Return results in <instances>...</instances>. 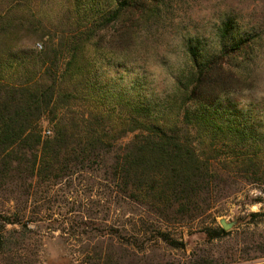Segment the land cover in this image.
<instances>
[{
  "label": "rangeland",
  "instance_id": "1",
  "mask_svg": "<svg viewBox=\"0 0 264 264\" xmlns=\"http://www.w3.org/2000/svg\"><path fill=\"white\" fill-rule=\"evenodd\" d=\"M124 1L0 0V9L35 16L33 27L11 44L39 51L36 33L57 47L62 35L92 28ZM140 14L142 20L127 37H121L120 23L104 30L94 27L83 54L88 61L84 91L89 89L91 96L89 102L76 100L72 110L97 108L111 113V122L118 125L129 116L141 118L132 112L141 106L147 110L142 119L174 125L186 109L199 111L186 100L196 68L217 58L224 46L246 42L244 51L225 64L241 80L240 90L203 111L213 125L245 131L248 137H198L194 124L189 137L201 154L217 157L213 162L219 168L232 154L264 157V0H158L150 12ZM227 20L234 29L223 38ZM55 47L46 63L62 72L66 60H54ZM39 131L43 138L52 136L49 119L40 122ZM132 138L128 134L120 142ZM27 185L0 187V236L2 216L21 214L22 223L31 222L26 230L19 225L2 230L6 243L0 245V264H104L107 257L109 264H192L211 258L217 264H264V221L251 217L264 213V186L258 183L242 181L237 193L215 201L202 216L174 222L161 220L142 204L111 196L100 172L77 173L57 183L33 180L23 190ZM257 197L263 202L253 203ZM222 223L230 225L224 230L228 234L209 240L205 230H223ZM158 231L184 247H169Z\"/></svg>",
  "mask_w": 264,
  "mask_h": 264
},
{
  "label": "trees",
  "instance_id": "2",
  "mask_svg": "<svg viewBox=\"0 0 264 264\" xmlns=\"http://www.w3.org/2000/svg\"><path fill=\"white\" fill-rule=\"evenodd\" d=\"M157 1L126 0L92 28L62 35L57 47L52 39L44 40L36 33L42 43L39 51L31 49L33 45L11 44L33 27L35 16L0 9V187L22 182L28 184V188L22 187L26 191L33 180L57 183L77 173L100 172L111 196L142 204L161 220L174 222L202 216L215 201L237 193L242 181L264 186L263 156L232 154L221 160L219 168L218 162H213L217 157L201 154L189 137L193 124L199 128L198 137L217 133L225 137L232 134L231 138L241 141L248 137L245 131L213 125L210 115L203 111L219 97L240 90L241 80L225 64L244 51L246 42L224 46L217 58L197 65L192 88L185 93L186 100L198 105L201 112L186 109L182 120L174 125L142 119L147 117V110L141 106L132 109L141 118L129 116L118 125L111 122V113L97 108L72 110L76 100L89 102L87 97L91 96L89 89L84 91L88 77L83 71L88 61L83 54L96 33L94 27L104 30L120 23V35L127 37L142 20L140 13L150 12ZM233 29L231 20L224 22L222 37L227 38ZM54 47V60H66L62 72L55 64L48 67L46 63ZM44 118L53 125L51 137L43 138L39 131ZM128 134L133 138L120 142ZM252 202L258 204L263 199L257 197ZM23 217L15 213L2 216V230L6 225L26 230L31 222L22 223ZM251 217L264 221V213ZM2 230L0 245L6 243ZM157 234L173 249L184 247L166 232ZM205 234L209 240H216L228 233L206 229ZM201 260L192 264H217L213 258ZM110 262L109 257L104 260V264Z\"/></svg>",
  "mask_w": 264,
  "mask_h": 264
},
{
  "label": "water",
  "instance_id": "3",
  "mask_svg": "<svg viewBox=\"0 0 264 264\" xmlns=\"http://www.w3.org/2000/svg\"><path fill=\"white\" fill-rule=\"evenodd\" d=\"M223 230H228L230 228V225H226L222 223Z\"/></svg>",
  "mask_w": 264,
  "mask_h": 264
}]
</instances>
